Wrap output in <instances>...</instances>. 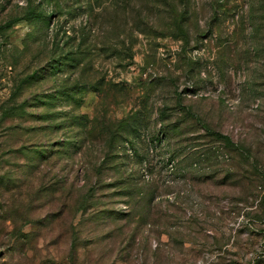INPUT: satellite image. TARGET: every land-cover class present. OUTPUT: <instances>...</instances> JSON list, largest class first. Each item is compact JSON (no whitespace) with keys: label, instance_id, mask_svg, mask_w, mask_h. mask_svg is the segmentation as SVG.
I'll return each mask as SVG.
<instances>
[{"label":"rangeland","instance_id":"1","mask_svg":"<svg viewBox=\"0 0 264 264\" xmlns=\"http://www.w3.org/2000/svg\"><path fill=\"white\" fill-rule=\"evenodd\" d=\"M0 264H264V0H0Z\"/></svg>","mask_w":264,"mask_h":264},{"label":"trees","instance_id":"2","mask_svg":"<svg viewBox=\"0 0 264 264\" xmlns=\"http://www.w3.org/2000/svg\"><path fill=\"white\" fill-rule=\"evenodd\" d=\"M217 135L221 141L224 142V144L229 147V146H233L232 145V141L230 139V137H228L227 135H223V134H220V133H214V136Z\"/></svg>","mask_w":264,"mask_h":264}]
</instances>
